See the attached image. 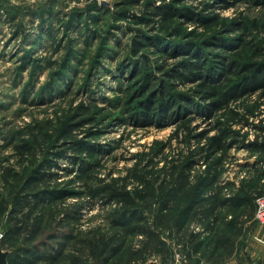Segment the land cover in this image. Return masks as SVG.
<instances>
[{
    "label": "rangeland",
    "instance_id": "1",
    "mask_svg": "<svg viewBox=\"0 0 264 264\" xmlns=\"http://www.w3.org/2000/svg\"><path fill=\"white\" fill-rule=\"evenodd\" d=\"M93 1L97 3V7H90V4L94 6ZM118 2L120 1L0 0V202L7 204V211L0 215V264H17L13 259L20 250L32 246H36L34 251H38L39 255L47 253L56 257L52 263L35 264H105L103 260L106 258L112 260L109 257L111 249L122 241L118 234L109 236L114 231H119L109 224L111 211L116 210V205L106 204L100 197L90 199L85 193L87 189H83L81 185V180L85 177H80L79 174L89 172L91 177L102 181L97 183L92 180L88 188L109 184L110 177L124 176L126 170L134 165L136 153L145 154L141 158L142 167L147 165L153 151L164 144L162 156H168V160L174 159L177 153L185 155L187 150L199 149L205 141L201 137L190 139L188 145L181 143L180 139L199 134L202 130L212 128L214 124H220L217 128L229 126L235 131L237 134L231 138L236 143L223 154L214 155L205 164H201L202 160L197 157L200 163L194 167L195 172H204L207 166L216 162V158L222 157L221 164L216 167L220 180L233 182L237 188L258 186L257 181L255 184H245L254 173L246 164L252 165L261 160L262 163L256 169L263 170L264 152L250 151L245 146L250 142L264 144V131H261L264 130V84L253 93L234 97L220 111L212 113L208 121L201 115L191 113L175 122L166 118L157 120V125L135 126L131 112L136 103L141 102L149 92L159 90L165 93L163 84L169 86L168 93L183 94L188 99L191 96L199 97L202 88H198L197 84L200 81L183 83L169 77L168 74L183 57L180 53H177L175 59L172 57L173 53L171 57L168 55L171 49L167 47H172V43L167 42L169 37L177 42L192 41L203 45L205 41L212 40L215 30H219L235 43L226 49L218 45L203 48L211 57L217 54L220 57H232L234 52L236 60L243 61L248 56L242 48L243 42L260 45L264 51V0H186L184 5L193 8V15L184 13L181 18L173 21L171 29H167L168 26L162 27V23L156 19H150L149 24H154L159 34L165 35L163 39L166 43L163 45L169 51L161 52L150 44L144 45L141 49L143 58L137 64L138 73L131 77L128 70L125 71V66L120 71L119 65L129 61L131 56L130 42L135 37L132 31L147 30V26L138 20L118 15L119 11H126L138 17L142 14L141 6L121 8L115 5ZM194 14L208 16L203 19L210 25V29H203L192 22ZM214 16L216 18L209 21ZM90 17L97 18L93 20ZM112 24L118 27H112ZM215 24L217 27L213 28ZM103 45L107 47L102 57H99L98 52ZM236 45L238 47L233 49ZM143 70L148 77H153L148 93L132 98L133 92L143 84ZM39 92H42V97H39ZM81 100L89 106L92 118L91 123L79 127L82 131L75 128L80 126L77 121L73 118L68 120V114H74L71 107ZM233 111L238 116H232ZM249 111L252 113L249 114ZM190 118L193 119L189 121ZM232 118L234 123L231 125ZM49 121L54 127H46ZM70 123L74 125V131L65 133L72 126ZM40 130L42 132L37 134ZM175 131L178 132L177 140L173 137ZM45 133L48 137L43 139L42 135ZM214 133L212 130L206 136ZM31 134L43 140L46 151L38 154L35 159L28 157V161L23 162L17 157L14 147L28 144ZM76 142L86 143L93 149V155L87 157L82 151L74 154L71 149H62ZM55 144L59 150L57 152L52 149ZM58 153H62L63 157L57 161L60 168L50 171L57 174L55 176L58 179L52 181L50 187H46L49 178L45 177L42 181L44 184H41L38 191L54 187L57 190L83 192L80 197L70 196L58 205L60 209L71 206L69 216L72 220L64 222L56 211L59 208L51 213L49 210L55 204L48 205L37 234L32 235V232L23 230L20 234L9 233L21 218L14 199L22 190L26 177L38 164L44 162L43 158L55 163L54 156ZM81 158L84 159V164H89L87 168L76 163ZM73 159L75 162H71ZM163 163L161 158L154 168L146 170L155 172L164 166ZM9 170H12V175L8 176ZM259 184L263 186L264 193V182ZM132 189L133 184L126 190ZM39 192L31 193L30 196ZM29 193L26 190L21 196H29ZM228 193L233 194L232 191ZM13 210L11 215L9 212ZM225 213L227 215L223 224L217 223L215 228H218L221 236L229 237L235 242L238 253V259L226 264H250L252 260L258 262L264 245L255 238L264 239V224L257 222L254 215L249 218L248 210L243 207H237L231 213L229 209H223L221 215ZM147 221L152 228H158L151 218ZM174 224L166 229H157L168 249L167 254L148 256L140 264H207V261L209 264H217L211 257V234L205 235V238L211 239L207 240L201 254L189 255L191 248L186 247V241L182 240L181 234L176 233ZM192 228L195 231L201 230L199 226ZM72 230L82 231V237L88 240H98L93 252L86 249L74 253L68 249L70 241L63 239L62 233ZM108 232V240L111 236L113 238L105 241L111 243L105 247V254H102L100 250L105 243H100L98 236ZM139 239L138 236H129L125 239L124 246L135 244ZM252 253H256L255 256ZM247 254L251 259H248ZM224 256L226 255L222 257Z\"/></svg>",
    "mask_w": 264,
    "mask_h": 264
},
{
    "label": "trees",
    "instance_id": "2",
    "mask_svg": "<svg viewBox=\"0 0 264 264\" xmlns=\"http://www.w3.org/2000/svg\"><path fill=\"white\" fill-rule=\"evenodd\" d=\"M119 1L115 4L118 7L141 6L142 11V14L138 17L126 11H119L118 15L120 17L138 20L147 26V30L134 29L132 31L135 37L130 42L131 56L128 58L129 61L127 60L119 65V70L121 71L122 67L125 66V71L128 70L131 77L138 73L139 66L137 64L143 58L141 49L144 48V45L150 44L161 52L169 51L163 45L166 43V40L163 39L165 35H160L159 31L155 29L154 24H149L150 21L156 19L162 23V27L168 26L167 29H171L170 26L173 24V21L181 18V15L184 13L189 16L193 15L191 14L193 13V8L184 5L186 0H170L169 2L165 0ZM93 3L94 6L89 2L90 7H97V3L94 1ZM192 17L191 21L195 22L197 26L203 29H210V25H207V22L204 21L208 16L194 14ZM90 18L94 20L97 17ZM215 18L216 16L209 21ZM112 25V27H118L115 24ZM216 27L217 24L213 26V28ZM150 29L152 30L150 31ZM221 33L219 30H215L211 38L212 40L205 41L203 45L192 41H186V43L177 42L172 37H169L167 42L172 43V47H167L171 49L168 55L171 57L173 53V59H175L177 53L183 56L178 60L177 66L168 74L169 77L174 81L181 80L183 83L198 80L200 82L197 84V87H201L202 90L198 98H192L191 96L189 99L184 97L183 94L168 93L169 86L165 84L162 85V88L167 93L159 90H153L148 93V86L152 82L153 77H148L147 73L143 70L141 78L143 84L139 85V88L133 92L131 97L139 98L146 93L148 94L143 97L141 102L136 103V107L131 112L132 123L135 126L157 125V120H165L166 118L173 119L172 122H175L183 119L186 114L191 113L201 115L205 121H208L212 113L220 111L224 104L234 97L253 93L264 84V51L261 50L260 45L243 42L242 48L249 56L243 61L236 60L234 52L232 53V57L225 58L220 57L218 54L211 57L204 51L203 48L212 45H218L223 49H226L228 46H234V40L226 38ZM106 47L104 45L101 47L98 52L99 57ZM237 47L236 45L233 49ZM215 58L218 59L216 60ZM96 62L100 63V60ZM41 95L42 92H39V97H42ZM88 107L83 100L71 107V112H74V114L72 116L68 114V120L73 118L74 121H77V125L80 126H76V129L83 127L87 123H91L92 118ZM192 108L195 109L193 110ZM248 113L251 114L252 112L249 111ZM232 116L236 117L238 114L233 111ZM192 119L190 118L189 121ZM233 123L234 118H232L231 125ZM70 125L72 124L70 123ZM217 126L219 127L220 124H214L212 128L202 130L199 134L181 138L180 142L186 145L189 144L190 139L195 140L201 137L205 141L199 149L187 150L185 155L177 153L174 159L168 160V156H162V149L165 147V144L160 149L153 148L155 150L151 154L150 160H147V165L144 164L142 167L141 158L145 154H134V158L136 159L134 165L126 170L124 176L110 177L109 184H99L100 186L88 188V184L96 179L91 177L89 172L79 174L80 177H85L81 180V185L83 189H87L85 193L90 199L100 197L106 204L114 203L116 205V210L111 211L112 218L109 224L111 228H117L119 231H114L111 234L108 232L98 237L100 238V243H105L106 240L110 241L113 238L111 236L108 240L107 237L118 234V238H122V241L120 245L111 249L109 257L112 260L106 258L103 260V263L121 264L124 262L125 264H140L148 256L154 254L166 255L168 249L160 237V230L157 229L169 228L172 223H175L173 226H175L176 233L181 234L182 240L186 241V247L191 248L189 255L195 256L203 252L207 240L211 239L205 238L207 234H211L213 241V244L210 245L211 257L216 256L218 258L219 256L232 254L234 241L229 237L221 236L218 228H215L216 224H223L224 222L227 213L221 215L223 209H229V213H231L235 208L243 207L248 210L249 218L253 217L255 199L263 193V186L259 183L264 182V169L258 171L256 169L262 163L261 160L256 161L252 165L246 164V167L252 169L254 173L245 184H255V181H257V188H246V186L237 188L233 182L220 180V174L216 167L221 164L222 157L216 158L215 163L207 166L204 172L197 174L194 170V167L200 163L197 157H200L202 160L201 164H205L214 155L218 153L223 154L227 149H230L232 144L236 143V140L231 138L237 134L235 131L231 130L229 126L227 128H217ZM46 127L54 126L49 121V123H46ZM79 129L81 130V128ZM212 130L215 133L212 136H206ZM73 131L74 125L70 126L65 133L70 134ZM41 132L42 130L37 134ZM42 136L45 139L48 137V134L45 133ZM30 137L31 139L28 144H19L14 147L17 151V157L22 159L23 162L28 161L26 160L28 157L35 159L38 154L46 151V148L43 147L44 142L42 139L39 140L37 135L34 136L33 134ZM173 137L176 140L178 139L177 131L174 132ZM56 146L55 144V148H52L55 152L58 150ZM245 147L250 151L264 152V144L250 142ZM62 149H71L74 154L82 151L88 155L87 157H91L94 152L86 143L82 142L73 143ZM54 157L55 163L48 158H43L45 159L44 162L38 164L26 177L27 180L22 190H20V193L14 199V205L18 207L17 213L20 214L21 218L18 219V224L13 231L10 230L9 233L14 235L20 234L23 230V232H32V235L37 234L48 205L52 206L55 204L49 210L51 213H54L59 208L56 211L63 217L64 222L72 220V217L69 216L71 206L68 205L60 209L58 205L70 196L80 197L83 195L81 194L83 192L57 190L58 188L54 187L38 191L41 184H44L42 181L45 177L49 178V183L46 187H50V183L58 179L55 176L57 174L50 171L60 168L57 165V161L63 159L62 153L55 154ZM161 158L164 162L163 167L155 172L146 170V168H154ZM83 161L84 159L81 158L76 163L84 165L87 168L89 164H84L85 162ZM71 162H75L74 159ZM10 171L12 170L7 172L8 176L11 174ZM7 181L8 178L6 179ZM96 181L97 183H102L101 180ZM131 184H133V189L131 191L126 190ZM26 190L30 191L29 196H21ZM229 191H232L233 194L228 193ZM34 192L39 193L30 196ZM156 204H158V207L155 208ZM89 206L91 207L92 204ZM6 211L7 204L1 201L0 215H3ZM9 213L12 215L14 210ZM148 218H151L152 223H156L158 228L155 229L148 225ZM192 226H199L201 230L195 231ZM83 234L82 231L77 230L62 233V238L70 241L68 245L70 251L78 253L81 250L89 249L93 252V247H96L98 240H88L82 237ZM129 236H138L140 239L136 240L135 244L124 246L125 239ZM110 243H105L100 253L105 254V247ZM34 250H36V246L22 248L20 253L13 259V262L17 264L52 263L56 259L55 256L47 253L39 255L38 251Z\"/></svg>",
    "mask_w": 264,
    "mask_h": 264
},
{
    "label": "crops",
    "instance_id": "3",
    "mask_svg": "<svg viewBox=\"0 0 264 264\" xmlns=\"http://www.w3.org/2000/svg\"><path fill=\"white\" fill-rule=\"evenodd\" d=\"M255 240H257L259 243H261L262 245H264V239L262 240V239H260V238H255ZM256 242V241H255ZM245 249V248H244ZM262 251H263V254H260V256H259V260H258V262H254L253 260V262L252 261H250V264H264V248H262ZM255 254L256 253H252V255L253 256H255ZM237 256H238V253H237V249H236V247H235V242H234V249H233V252H232V254L231 255H228V256H224V257H221V256H219L218 258H214V257H212V259H213V261L214 260H216V262H217V264H226L227 262H229V261H231V260H233V259H238L237 258ZM247 257H248V259L250 258V255L249 254H247ZM251 259V258H250ZM204 262V261H203ZM207 264H209V261H207Z\"/></svg>",
    "mask_w": 264,
    "mask_h": 264
},
{
    "label": "built area",
    "instance_id": "4",
    "mask_svg": "<svg viewBox=\"0 0 264 264\" xmlns=\"http://www.w3.org/2000/svg\"><path fill=\"white\" fill-rule=\"evenodd\" d=\"M254 219L260 224H264V193L255 199Z\"/></svg>",
    "mask_w": 264,
    "mask_h": 264
}]
</instances>
